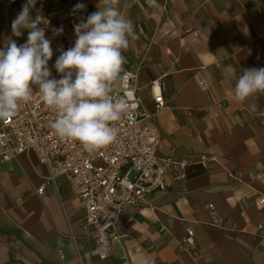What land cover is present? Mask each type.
Listing matches in <instances>:
<instances>
[{
  "label": "crops",
  "instance_id": "0c3cea01",
  "mask_svg": "<svg viewBox=\"0 0 264 264\" xmlns=\"http://www.w3.org/2000/svg\"><path fill=\"white\" fill-rule=\"evenodd\" d=\"M43 1L51 21L65 9L74 25L103 7L99 0ZM27 2L0 0V49L8 37L27 41V29L16 37L11 27ZM78 3L86 10L73 14ZM118 7L137 34L123 52L124 68L137 70L136 91L151 110L149 83L162 78L155 152L188 161L166 172L164 189L123 209L100 258L65 174L48 179V164L32 149L0 159V264H264L257 225H264V92L243 102L234 92L244 69L264 68L257 59L264 0H120ZM201 153L213 157L203 162Z\"/></svg>",
  "mask_w": 264,
  "mask_h": 264
},
{
  "label": "built area",
  "instance_id": "2783aa9c",
  "mask_svg": "<svg viewBox=\"0 0 264 264\" xmlns=\"http://www.w3.org/2000/svg\"><path fill=\"white\" fill-rule=\"evenodd\" d=\"M37 10L50 21L46 38L51 41L54 55L48 66L52 77L59 79L61 74L54 64L61 54V48L67 50L74 46V24L65 20L68 17L65 9L57 11V21H51L46 15L43 0H35L31 11L33 17ZM61 26L64 28L63 34L53 36L52 29ZM257 59L263 65L264 52L259 53ZM124 73L126 79L115 86L114 95L125 100L129 112L115 122L114 126L118 129L116 141L100 150L89 152L80 142L63 140L57 136L52 127L56 111L44 104L35 92L33 101L22 104L16 116L6 121L0 120V159H9L23 150L32 149L39 160L48 164V179L65 174L85 207V226L97 236V244L91 252L100 258L108 255L114 228L120 221L123 209L142 205L149 192L164 189L166 172L171 168L181 170L188 161L155 152L158 130L153 116L164 106L162 78L155 77L149 83L155 101L154 110H151L136 91L137 70L125 67ZM199 83L203 85L204 81L199 80ZM154 87H158V90L154 91ZM212 157L201 153L199 160L205 162ZM231 175L235 179L239 177L238 172H232ZM36 190L42 192L43 184ZM263 201L264 196L259 198V202ZM209 206L213 204L209 203ZM257 225L263 234V223L258 222ZM185 241L192 242V229L189 227Z\"/></svg>",
  "mask_w": 264,
  "mask_h": 264
},
{
  "label": "clouds",
  "instance_id": "9594fccd",
  "mask_svg": "<svg viewBox=\"0 0 264 264\" xmlns=\"http://www.w3.org/2000/svg\"><path fill=\"white\" fill-rule=\"evenodd\" d=\"M119 2L99 0L103 7L74 25L76 40L74 46L59 50L54 67L61 78L56 79L48 66L54 55L46 38L50 21L40 10L33 17L35 0H28L11 25L16 37L29 30L27 41L18 45L8 37L0 49V120L16 116L22 104L33 101L35 92L56 111L52 127L61 139L78 141L89 152L115 142V122L129 112L125 100L115 97V86L126 79L123 52L130 47V38H137ZM85 10L86 5L78 3L72 13ZM63 32V26L52 29L53 36ZM234 92L241 102L264 92V68L244 69L236 78Z\"/></svg>",
  "mask_w": 264,
  "mask_h": 264
}]
</instances>
